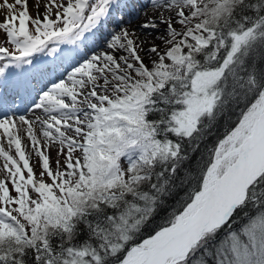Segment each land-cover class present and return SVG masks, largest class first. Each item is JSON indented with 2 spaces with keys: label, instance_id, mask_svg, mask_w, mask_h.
I'll list each match as a JSON object with an SVG mask.
<instances>
[{
  "label": "snow or ice",
  "instance_id": "snow-or-ice-1",
  "mask_svg": "<svg viewBox=\"0 0 264 264\" xmlns=\"http://www.w3.org/2000/svg\"><path fill=\"white\" fill-rule=\"evenodd\" d=\"M129 6L0 0V264H264V0Z\"/></svg>",
  "mask_w": 264,
  "mask_h": 264
},
{
  "label": "rangeland",
  "instance_id": "rangeland-1",
  "mask_svg": "<svg viewBox=\"0 0 264 264\" xmlns=\"http://www.w3.org/2000/svg\"><path fill=\"white\" fill-rule=\"evenodd\" d=\"M31 2H29V8H30V10L33 12V14H34V8H33V3H34V0H30ZM144 0H136V5H135V0H130V6H129V10L131 9V6H136V9L138 8V6L137 5H140L141 4V2H143ZM10 2H11V0H10ZM31 4V5H30ZM126 12H127V9H126ZM4 14H5V11L4 10H0V19H2L3 18V16H4ZM126 18H128V17H126ZM112 27H113V25L112 24H109V26H108V29H112ZM102 38V37H101ZM4 34L3 33H0V44H4ZM101 40V39H100ZM5 46H7V45H5ZM37 170V172L39 171V169L37 168L36 169ZM9 187H11L10 185H9ZM12 194H15L14 192H12Z\"/></svg>",
  "mask_w": 264,
  "mask_h": 264
},
{
  "label": "trees",
  "instance_id": "trees-1",
  "mask_svg": "<svg viewBox=\"0 0 264 264\" xmlns=\"http://www.w3.org/2000/svg\"><path fill=\"white\" fill-rule=\"evenodd\" d=\"M222 126H223V121H221L220 124H218L215 128H213L212 134L210 135V138L209 140L206 141V143H212L216 139V137L220 135V133L223 130ZM201 147H203V145Z\"/></svg>",
  "mask_w": 264,
  "mask_h": 264
},
{
  "label": "bare ground",
  "instance_id": "bare-ground-1",
  "mask_svg": "<svg viewBox=\"0 0 264 264\" xmlns=\"http://www.w3.org/2000/svg\"><path fill=\"white\" fill-rule=\"evenodd\" d=\"M29 2H31V1L29 0ZM142 4H143V3H142ZM30 5H31V4H30ZM134 16H135V13H134L133 15H131L130 17H128V18L125 17V19L127 20V19H129V18H132V23H133V24L139 23V21H137L136 19H134Z\"/></svg>",
  "mask_w": 264,
  "mask_h": 264
}]
</instances>
